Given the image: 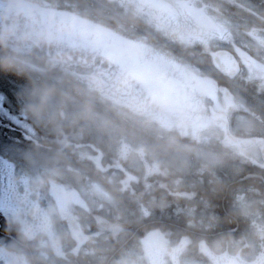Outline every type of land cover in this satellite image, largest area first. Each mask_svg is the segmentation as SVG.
Wrapping results in <instances>:
<instances>
[{
    "label": "rangeland",
    "instance_id": "374dc122",
    "mask_svg": "<svg viewBox=\"0 0 264 264\" xmlns=\"http://www.w3.org/2000/svg\"><path fill=\"white\" fill-rule=\"evenodd\" d=\"M48 16L0 14V53H4V57L0 55V119L8 127L18 129L7 127L4 133L0 129V135L4 136L0 137V155L3 157L0 183L6 189L3 196L7 201L6 230L23 232L18 214L22 215L26 206H33L31 210L38 212L41 225L49 230V248H83L90 253L86 257L93 259L96 243L99 247L104 246L102 255L108 253L110 244H115L117 256H106L110 257V264H204L207 258L211 260L210 253L212 264L221 263L223 252L213 243L208 247L199 243L196 247L192 244L194 241L171 239L162 232L164 225L135 230L144 220L155 223L158 215L163 214L161 208L165 201L163 194H159V182L161 186L174 188L180 175L188 178L185 173L189 169L227 167L223 159L219 161L214 157L217 156L214 153L226 151L223 144L211 142L218 136L214 129L183 127L176 118V110L180 109L185 97L183 83L187 81L183 79L184 75H179L182 69L174 55L150 46L142 50L143 40L135 37L133 48L137 56L145 54L138 68L133 67L134 72L139 70L140 80L141 71L145 70L144 62L148 60L155 63L169 80H165L167 84L163 83L161 90L154 92V100L144 91L139 93L140 87L133 98L117 97L119 95H115L111 87V60L105 62L98 57L111 58L107 55V51L112 52L108 48L111 47L108 37L104 35L105 40H102L100 33L85 37L89 34L86 26L84 37H81L83 30L77 25L69 28L64 19H57L53 23L55 29L49 30ZM237 17L230 14L225 19L229 38L233 37L237 44L250 46L253 32L244 30L245 25ZM261 38L264 39V31ZM43 45L51 46L66 63L73 60L66 48H71L77 55L97 51L100 55L93 52L85 57L89 64L95 62L79 70L83 83L86 81V85L93 86L96 91L73 90L60 77L49 78V58H41L49 50L42 48ZM5 57L12 58L11 65L5 63ZM41 59L46 60L47 67L33 64ZM57 61L53 59L52 62L55 65ZM195 76L191 75L190 79L199 81V76ZM158 78L156 75L157 83ZM258 86L264 87V80ZM41 102L46 111L38 119L34 109ZM60 120L75 127L73 139L85 140L81 145L68 142L67 131L60 142L62 149L74 153L82 146L80 156L101 175L111 167V180L116 183L112 184L115 190H108L111 194L106 190L110 188L97 181L83 180L74 173H61L54 168L56 163L53 162L58 158L51 162L49 150L35 142L37 138L49 146V138L45 140L39 129ZM107 152L111 164L107 160L102 164L108 159ZM239 158L227 161L232 166L228 169L232 175L239 171ZM112 194L119 199L116 201ZM233 200L235 211H243L245 228L249 232L243 258L264 264V231L258 230L259 236H256L257 227H264V223H260L264 209L240 193L234 194ZM176 205L173 204L172 212L177 210ZM19 206L23 207L19 209ZM112 236L121 241L119 245L109 240Z\"/></svg>",
    "mask_w": 264,
    "mask_h": 264
},
{
    "label": "flooded vegetation",
    "instance_id": "af4514ba",
    "mask_svg": "<svg viewBox=\"0 0 264 264\" xmlns=\"http://www.w3.org/2000/svg\"><path fill=\"white\" fill-rule=\"evenodd\" d=\"M22 1L26 2V6L37 5L40 9L20 8L9 12L0 10V14L30 17L49 15V30L55 29L52 23L55 19L62 18L66 24L72 26L74 24L70 22L74 19L71 17H77L81 22L84 21L81 16L87 12H98L99 8L105 20V24L100 27L110 31L112 35V61L117 64L122 62L121 68L126 69L134 82V78L137 80L134 85L128 84L116 72L113 76V87L117 95L133 98L135 87L156 93L164 87L163 83L167 84L165 80H169L165 74L160 73L156 65L155 69L159 70L156 74L159 77L158 83L156 76L146 80L141 77V81L139 70L134 72L129 64L134 53V33H139V38L143 40L142 50L150 46L149 48L161 49L174 55L182 69L179 75H184L183 79L187 81L183 83L185 97L180 109L176 110V118L183 127L214 129L218 136H214L211 142L223 144L226 150L214 153L217 155L214 157L219 161L223 159L227 167L189 169L185 173L188 178L180 175L174 188L161 186L159 182V194H163L162 199L165 201L161 208L162 213L173 214L174 218L184 221L180 224L170 223L156 217V222L174 226H164L168 229L165 236L169 238L206 241L213 237H224V243L219 245V240L215 242L216 246H220V252H223L220 256L222 262L218 261L216 264H259L256 259H244L241 255V251L245 250L244 242L249 232L245 228L243 211H235L234 194L231 197L230 193L239 187L237 191L243 194V198L246 196L249 202L253 199L259 207L264 208V161L261 153V144L264 147V87L258 86L264 80V46L260 44L261 41L264 42L261 38V32L264 31V0L157 1L162 8L142 0ZM230 14L238 15L237 19L245 25L243 29L253 32L250 46L237 44L233 37L229 38L230 32L225 19ZM109 23L113 29L109 28ZM219 52L232 57L237 68L234 76H226L214 66L213 57ZM141 58H145V54L138 57V60L141 61ZM191 75H198L199 81L194 82L190 79ZM210 81L216 83L217 90L208 88ZM221 88H226L228 94L225 95ZM212 112L225 116L231 135L249 143L242 146L230 140L225 134V125L215 120ZM0 129L2 133L7 130L6 122L2 119ZM8 129L18 130L16 127ZM252 139L256 140L250 142ZM238 158L239 171L232 175L228 171L232 166L227 161H236ZM1 159L3 157L0 155ZM225 175L226 178L223 177ZM244 182L248 183V187ZM206 188L208 191L202 194ZM5 190L4 184L0 183V264H110L113 253L117 256V252L112 251L116 248L115 244H111L113 249L102 255V248L96 243L93 259L86 257L90 253L83 248H49V230L41 225L43 222L36 215L38 212L31 210L33 206H26L21 212L22 215L18 214L23 232L6 230L8 221L5 216L7 201L3 198ZM173 204H177L175 212L171 210ZM249 223L251 226L253 222L250 220ZM260 223H264V219ZM256 230L258 237V230L264 231V227H257ZM111 240L116 242L115 239ZM223 246L225 248L222 249ZM108 255L110 257L107 258ZM210 255L213 258L212 253ZM212 258H207L205 264H212Z\"/></svg>",
    "mask_w": 264,
    "mask_h": 264
},
{
    "label": "trees",
    "instance_id": "16d2710c",
    "mask_svg": "<svg viewBox=\"0 0 264 264\" xmlns=\"http://www.w3.org/2000/svg\"><path fill=\"white\" fill-rule=\"evenodd\" d=\"M88 9H90V7H88ZM93 14L94 15H88V16L90 18H98V16L100 15L101 18L104 20V15L101 14L100 12H96ZM103 31H105V30H103ZM93 32H94L93 33L94 35L97 34V32H95V31H93ZM89 33L91 34V31H89ZM104 33L107 35H110L109 32H104ZM101 36H103V35H101ZM42 48L49 50V52L47 54L41 55V58H42V56L49 58V61H48L49 62V70H48L49 78H51L53 80L57 77H60L61 81L62 82L64 81V83L67 84L68 88H71L73 90H78V91L79 90H81V91L91 90L92 92L96 91V89L93 86L86 85V81H85V84L83 83L84 79L81 78L82 72H79V70L85 69L86 65H91L95 61H91L89 64L88 58H85L84 60H82L80 58L81 55H77L71 48H66L65 51L70 55V57H73V60L69 61V63H66V61L62 62V59H64V58H62L59 53L53 52V48L51 46L43 45ZM57 50H60V49H57ZM87 54H89V53H87ZM53 59L58 60L55 65L52 62ZM104 60H105V62L107 61L106 59H104ZM33 64L34 65L44 64L43 66L47 67L46 60H42V59L39 61V63L35 62ZM86 70H89V69H86ZM77 71H78V73H77ZM83 88H85V89H83ZM67 131H68V135H67L68 142L73 141L79 145H81V142L85 143L84 139H81V140L73 139V138H75L74 134H75L76 129L74 126L67 124L65 121L60 120L57 123L54 122V124H49V133H48V135H45V136H47V137L49 136V154H51V156H52V157L50 156L51 162L55 161V160H53L54 158H58L57 162H53V163H56V164H54V166H55L54 168L58 169L61 173L77 174L83 180L97 181L103 187L106 186V188H110V189H106L107 191L108 190H115V188L112 187V184L115 182L113 180H111V176H112L111 167L109 168L108 171L105 169V173H103L101 175L97 171L96 167H94L90 162H88L86 159H84L80 156L81 155L80 150H82V146L80 147L81 149H79V151H75L74 153L69 152L68 150L62 149V146H60V142H62V140H64L63 137H65L64 134L67 133ZM107 158L108 159H104L102 164H104L106 160H107V162L110 163L108 152H107ZM113 197L116 199V201L119 199V198H116L114 195H113ZM142 223H145V225H143ZM142 223H139L138 225H136L135 230L137 228H138V230H141L142 228H140V226L141 227L146 226V229H152L154 227L160 226V225H155L156 222L151 223L149 221V219L144 220ZM130 236H132V234H130ZM123 238H125V237H123ZM119 242H121V241L119 239H117V241H116L117 245H119ZM110 246H111V244H110Z\"/></svg>",
    "mask_w": 264,
    "mask_h": 264
},
{
    "label": "water",
    "instance_id": "95a60500",
    "mask_svg": "<svg viewBox=\"0 0 264 264\" xmlns=\"http://www.w3.org/2000/svg\"><path fill=\"white\" fill-rule=\"evenodd\" d=\"M142 1L144 3H149V4L153 5L154 7L162 8V6L157 2L159 0H142ZM15 8H18V7H17V5L13 4L12 2H8V3L0 2V9L12 10V9H15ZM260 44L262 46H264V42L263 41H261ZM214 64L220 71H222L227 76H233L237 72V68H236L235 63L232 61V57L230 55H228L227 53H224V52L216 53V55L214 56ZM208 87L211 90H217V85L213 81L208 82ZM221 91H223V93L225 95L228 94L226 88H221ZM212 115H213L214 119L222 121L225 124L226 128H227V120H226L224 115L217 114V113H214V112H212ZM227 135L232 140L237 141V142H239V143H241L243 145H247L249 143V142L240 141L239 139L231 136L229 134L228 130H227ZM255 140L256 139H252L250 142L255 141ZM257 143L260 144L259 142H257ZM261 151H262V157L264 159V147H263L262 144H261Z\"/></svg>",
    "mask_w": 264,
    "mask_h": 264
},
{
    "label": "bare ground",
    "instance_id": "6f19581e",
    "mask_svg": "<svg viewBox=\"0 0 264 264\" xmlns=\"http://www.w3.org/2000/svg\"><path fill=\"white\" fill-rule=\"evenodd\" d=\"M82 49H83V51H85L84 49V47H83V45H82ZM0 55H3V57H4V53L2 54V53H0ZM5 63H8L9 65H11L12 64V58H10V59H7V57H5ZM17 64L15 63V65L14 66H16ZM2 89L0 88V91H1ZM117 97H121L120 95L119 96H117ZM39 132L43 135V136H45V135H48V133H49V127L47 128L46 126H41L40 127V129H39ZM44 149H46V150H49V146H42ZM214 185V184H213ZM244 185L246 186V187H248V183L247 182H244ZM216 189V188H215ZM238 189H240L239 187H236L235 188V190L233 191V192H231L230 193V195H231V197H232V195L233 194H236V193H239V191H237ZM208 191V188H206L205 190H203L201 193L202 194H205L206 192ZM228 199V198H227ZM264 209V208H263ZM263 212H264V210H263ZM158 217L160 218V219H163V220H165L166 222H170V223H174V222H176V223H181V222H183L184 221V219H176V218H174L172 215H170V214H159L158 215ZM263 217V219H264V216H262ZM170 223H166V224H163V223H161V222H158V225H164V226H169V227H174L173 225H171ZM140 228H142V229H144V228H146V226H140ZM214 238V239H213ZM213 238H211L214 242H216V241H218L219 240V242L220 243H224L225 241H226V239L224 238V237H213ZM215 238H217V239H215ZM113 247L114 246H112V247H110V250L111 249H113ZM117 247L116 248H114L112 251H116L117 252ZM113 254H116V253H113ZM103 264V263H102Z\"/></svg>",
    "mask_w": 264,
    "mask_h": 264
},
{
    "label": "clouds",
    "instance_id": "9594fccd",
    "mask_svg": "<svg viewBox=\"0 0 264 264\" xmlns=\"http://www.w3.org/2000/svg\"><path fill=\"white\" fill-rule=\"evenodd\" d=\"M46 106L43 102L37 105L34 109V115L39 119L42 118L45 114Z\"/></svg>",
    "mask_w": 264,
    "mask_h": 264
}]
</instances>
